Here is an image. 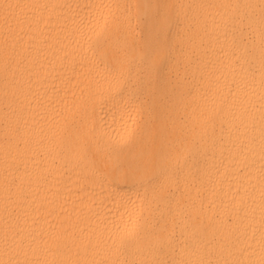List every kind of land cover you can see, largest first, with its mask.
Here are the masks:
<instances>
[{
  "label": "snow or ice",
  "instance_id": "6c2138e0",
  "mask_svg": "<svg viewBox=\"0 0 264 264\" xmlns=\"http://www.w3.org/2000/svg\"><path fill=\"white\" fill-rule=\"evenodd\" d=\"M0 9V264H264V0Z\"/></svg>",
  "mask_w": 264,
  "mask_h": 264
},
{
  "label": "bare ground",
  "instance_id": "6f19581e",
  "mask_svg": "<svg viewBox=\"0 0 264 264\" xmlns=\"http://www.w3.org/2000/svg\"><path fill=\"white\" fill-rule=\"evenodd\" d=\"M10 2H15V0H10ZM0 15H2V9H0ZM4 28L2 20H0V33H2Z\"/></svg>",
  "mask_w": 264,
  "mask_h": 264
}]
</instances>
